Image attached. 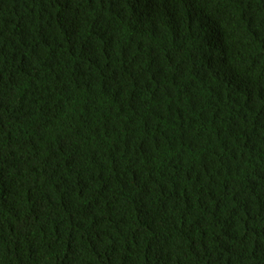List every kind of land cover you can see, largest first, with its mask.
Listing matches in <instances>:
<instances>
[{
  "label": "trees",
  "instance_id": "16d2710c",
  "mask_svg": "<svg viewBox=\"0 0 264 264\" xmlns=\"http://www.w3.org/2000/svg\"><path fill=\"white\" fill-rule=\"evenodd\" d=\"M0 264H264V0H0Z\"/></svg>",
  "mask_w": 264,
  "mask_h": 264
}]
</instances>
